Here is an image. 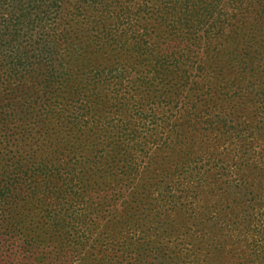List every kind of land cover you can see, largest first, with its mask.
<instances>
[{
	"label": "trees",
	"instance_id": "obj_1",
	"mask_svg": "<svg viewBox=\"0 0 264 264\" xmlns=\"http://www.w3.org/2000/svg\"><path fill=\"white\" fill-rule=\"evenodd\" d=\"M0 264H264V0H0Z\"/></svg>",
	"mask_w": 264,
	"mask_h": 264
}]
</instances>
